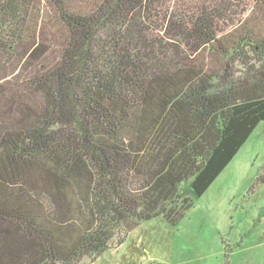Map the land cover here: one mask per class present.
Listing matches in <instances>:
<instances>
[{"label":"trees","instance_id":"16d2710c","mask_svg":"<svg viewBox=\"0 0 264 264\" xmlns=\"http://www.w3.org/2000/svg\"><path fill=\"white\" fill-rule=\"evenodd\" d=\"M19 61L21 85L0 77V264L92 263L177 227L185 185L201 198L264 122V0H0V71Z\"/></svg>","mask_w":264,"mask_h":264},{"label":"rangeland","instance_id":"374dc122","mask_svg":"<svg viewBox=\"0 0 264 264\" xmlns=\"http://www.w3.org/2000/svg\"><path fill=\"white\" fill-rule=\"evenodd\" d=\"M53 54L46 64L59 56ZM19 64L3 65L0 77L11 75L21 85ZM263 172L264 122L201 198L185 185L183 194L194 206L177 227L162 218L141 224L122 246L115 239L102 257L84 263L264 264Z\"/></svg>","mask_w":264,"mask_h":264}]
</instances>
